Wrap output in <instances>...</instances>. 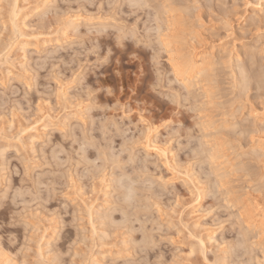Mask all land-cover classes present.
Segmentation results:
<instances>
[{
	"label": "rangeland",
	"instance_id": "obj_1",
	"mask_svg": "<svg viewBox=\"0 0 264 264\" xmlns=\"http://www.w3.org/2000/svg\"><path fill=\"white\" fill-rule=\"evenodd\" d=\"M0 9V264H264V0Z\"/></svg>",
	"mask_w": 264,
	"mask_h": 264
},
{
	"label": "bare ground",
	"instance_id": "obj_2",
	"mask_svg": "<svg viewBox=\"0 0 264 264\" xmlns=\"http://www.w3.org/2000/svg\"><path fill=\"white\" fill-rule=\"evenodd\" d=\"M15 10V9H14ZM14 14V13H13ZM169 46V45H168ZM172 50H174V49H172ZM205 58H203V57H200V60L197 62V65H196V70H195V77H197L198 75H200L201 73H203L206 69V66H205V60H204ZM173 62V61H172ZM173 66H177V64L175 65V63L173 62ZM190 66H192V65H189V67ZM178 68V67H177ZM191 68V67H190ZM176 69V68H175ZM180 70V69H179ZM183 71V74H184V70H182ZM193 71V70H192ZM186 73V72H185ZM190 73V72H189ZM180 74V73H179ZM197 75V76H196ZM184 78V77H183ZM186 78V77H185ZM184 78V79H185ZM193 78H194V76H193ZM190 79H191V76H190ZM189 79V80H190ZM186 80V79H185ZM184 80V81H185ZM186 81H188V79L186 80ZM250 206L252 207V205H251V203L249 204L248 202H246V200L242 203V207H241V216H243L244 215V217L246 216V217H249V218H252V221L253 220H258L257 221V224H259L258 225V227H262L263 225H264V214H261L260 216L259 215H257V213L255 212V210H252V208H250ZM257 227V226H256ZM258 229V228H257ZM197 239H199V238H197ZM202 239V238H201ZM199 241H202V240H199ZM199 244H202L203 245V243H200L199 242Z\"/></svg>",
	"mask_w": 264,
	"mask_h": 264
},
{
	"label": "snow or ice",
	"instance_id": "obj_3",
	"mask_svg": "<svg viewBox=\"0 0 264 264\" xmlns=\"http://www.w3.org/2000/svg\"><path fill=\"white\" fill-rule=\"evenodd\" d=\"M3 5V0H0V6H2ZM0 10H2V9H0Z\"/></svg>",
	"mask_w": 264,
	"mask_h": 264
}]
</instances>
